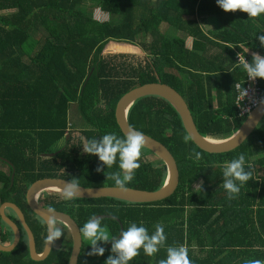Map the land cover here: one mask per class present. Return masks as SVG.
Masks as SVG:
<instances>
[{
	"label": "trees",
	"instance_id": "obj_1",
	"mask_svg": "<svg viewBox=\"0 0 264 264\" xmlns=\"http://www.w3.org/2000/svg\"><path fill=\"white\" fill-rule=\"evenodd\" d=\"M96 9L109 20H96ZM6 11L14 12L2 14ZM208 19L216 26L214 32L204 29ZM259 32H264V13L247 17L240 10L225 12L215 0H0V206L12 203L28 208V187L45 178L74 180L85 188L115 186L110 176L121 172L118 158L111 167L96 172L102 162L84 153L82 145L105 133L123 138L116 119L117 104L125 93L144 84L161 82L183 94L202 136L221 140L234 134L246 120L236 104L237 84L243 89L247 83L236 56L241 54L250 61L254 52L264 55L255 38ZM191 40L192 48L188 45ZM106 43L131 45L147 58L137 64L125 57H99L95 62L96 51ZM165 45L173 48L172 57L158 75L148 57ZM111 46L112 52L132 51L131 47ZM88 76L87 82L93 76L96 79L101 102L92 111L95 124L79 130L80 138L74 140L68 112L72 103L77 104ZM256 79L264 98V79ZM129 122L164 144L176 159L179 185L174 194L145 205L113 198L60 200L52 196L45 199L46 209L69 216L79 231L92 216L114 217L101 219V224L116 238L122 226L126 229L131 222L143 223L149 234L161 224L167 244L155 254L166 251L172 245L169 242L197 240L202 220L210 216V224L215 226L213 217L222 213L219 208L227 212L232 199L237 207L244 201L259 203L256 216L260 212L264 219V120L246 142L222 154L196 146L176 109L161 96L137 99ZM185 135L189 136L187 142ZM197 151L201 153L198 161L192 158ZM54 153L53 158L42 157ZM238 153L245 154L251 177L240 188V195L229 199L222 170ZM138 160L139 167L125 187L159 190L167 178L165 165L150 163L142 154ZM241 208L243 213L247 207ZM32 224L41 251L47 228L35 221ZM62 232L69 234L64 227ZM81 239L77 264H104L109 255H116L111 251L112 240L96 242L95 247L104 249L97 256L93 246L83 242L82 234ZM71 244L70 239L37 262L31 259L26 243H21L11 252L0 251V264H67ZM137 256L132 264L140 261L135 263Z\"/></svg>",
	"mask_w": 264,
	"mask_h": 264
},
{
	"label": "clouds",
	"instance_id": "obj_2",
	"mask_svg": "<svg viewBox=\"0 0 264 264\" xmlns=\"http://www.w3.org/2000/svg\"><path fill=\"white\" fill-rule=\"evenodd\" d=\"M215 4L225 12L240 10L247 13V17H257L264 13V0H215ZM258 33V32H257ZM255 34L260 47L264 48V32ZM239 56V55H238ZM246 77L249 80L256 78L264 79V55L253 53L250 61L239 58ZM246 89L243 88L242 95H246ZM185 142L189 136L183 137ZM145 144V137L142 132L129 128L123 138L115 133H105L101 137L90 138L82 145L84 153L95 155L101 164H97L95 171L101 172L113 165L118 158L120 173L112 172L111 180L119 190L125 189V184L130 182L135 174V169L139 167V156L142 146ZM194 160L201 158L200 152H195L192 157ZM247 169V170H246ZM223 188L229 199L239 193L240 188L250 179V165L246 166L245 154L238 153L237 156L226 162L222 170ZM196 187L200 188V185ZM80 191L78 184L72 180L64 183L63 197L71 199ZM47 235L45 237L48 243L54 242L62 235V229L56 226L55 219L52 216L46 221ZM80 232L88 245L93 246V253L97 256L102 255L104 249L95 247L97 241L112 240L111 251L116 253L115 257L109 255L104 264H128L133 257L138 255L142 249L146 256H153L161 247H164L165 235L163 226L156 224L154 231L150 234L143 223L139 225L131 222L126 229H122L119 238L111 235L106 226L101 224V218L92 216L84 222ZM92 254V253H90ZM159 264H190L187 256V250L183 245L168 246L166 248V257L159 261ZM243 264H262L258 259L245 260Z\"/></svg>",
	"mask_w": 264,
	"mask_h": 264
},
{
	"label": "water",
	"instance_id": "obj_3",
	"mask_svg": "<svg viewBox=\"0 0 264 264\" xmlns=\"http://www.w3.org/2000/svg\"><path fill=\"white\" fill-rule=\"evenodd\" d=\"M124 44V43H122ZM89 79V76L85 79V82L82 84V88ZM80 89V91L82 90ZM80 95V93H79ZM147 95H157L168 100L173 107L176 109V112L179 114L181 120H183L184 126L194 141V144L198 146L201 150L210 153V154H222L227 153L232 150H235L241 146L246 140L251 136V134L256 130L257 125L262 120L264 116V99L253 109V111L247 116L246 120L242 124L241 128L236 132L230 139L223 140L225 142L220 144H212L209 142L210 138H206L200 134L197 129V126L194 121V116L191 111V108L184 97L183 94L178 92L175 88L164 84V83H148L142 86L132 88L130 91L125 93L119 100L116 108V119L120 126L121 131L125 133L129 128H133L129 122V113L131 111L132 104L139 98ZM145 144L142 148L155 154L165 165L167 169V178L164 185L157 191H144L125 187L124 190H119L115 186H106L100 188H85L79 186V193L73 198L77 199H102V198H113L122 201H126L128 204L133 205H145L158 203L171 195L177 190L179 185V168L176 162V159L170 152V150L158 140L144 134ZM56 154L47 155L44 154V157H54ZM68 182L62 178H45L38 180L31 184L27 190L26 199L29 208L32 212L42 219L45 224L49 216H52L55 219V222H60L68 230L71 236V250L70 256L67 264H77L78 256L82 248V239L81 234L73 222V220L57 211L44 209L38 204V200L35 199L37 192H40L41 189L46 188H55L57 191L63 192L64 183ZM10 209L18 215L19 221L29 239V250L31 259L34 261H43L45 260L52 248L54 242H47L45 250L42 254L37 253L33 235L29 228L26 225L24 217L17 206L11 203H5L1 206L0 215L3 221L14 231L15 233V242L10 247H2L0 245V250L4 252L12 251L19 243L20 232L17 226L12 223L5 215L4 211ZM101 219L105 218H114L110 216L100 217ZM47 226V224H46ZM122 229L124 227L122 226Z\"/></svg>",
	"mask_w": 264,
	"mask_h": 264
},
{
	"label": "crops",
	"instance_id": "obj_4",
	"mask_svg": "<svg viewBox=\"0 0 264 264\" xmlns=\"http://www.w3.org/2000/svg\"><path fill=\"white\" fill-rule=\"evenodd\" d=\"M204 29L208 33L216 30V26L212 19H208L205 22ZM188 45L192 48V40L189 41ZM93 102H95V104H93ZM100 102L101 97L98 87L97 92H95L89 90L88 86L85 85L82 94L78 97L77 105L79 113L82 115L85 114V117L91 122L89 124H95L92 111L95 105ZM240 128L241 127H239L236 132H238ZM81 129L83 128L75 129L71 132L73 134L79 132ZM234 134H229L221 140H227V137L230 139ZM62 143L64 144V141L61 142V145H63ZM42 157L53 158L51 156L44 157V154ZM237 194L240 195V192ZM246 194H248V192H243V195ZM221 205H223V203ZM242 206L247 207L243 213L241 210ZM257 206H260L259 203L249 204L244 201L243 204L240 203L237 207L234 199H232L227 212H225L223 208H219L222 213L218 212L217 215L213 217L215 223L213 225L215 226L210 224V216L202 220L199 238L197 240L191 239L190 242L186 240L184 244H180V241L169 242L172 244L170 246L183 245L187 250L190 264H243L245 260L252 259H258L264 264V219L260 218V212L258 213L259 217L256 216ZM247 214L248 216H246ZM165 257L166 251L154 254L151 257L141 252L139 256H137L135 263H137L140 258L138 264H159V261ZM150 259H152L151 263H149ZM130 263L132 264L131 261Z\"/></svg>",
	"mask_w": 264,
	"mask_h": 264
},
{
	"label": "rangeland",
	"instance_id": "obj_5",
	"mask_svg": "<svg viewBox=\"0 0 264 264\" xmlns=\"http://www.w3.org/2000/svg\"><path fill=\"white\" fill-rule=\"evenodd\" d=\"M13 12L14 11H6V12H3L2 14H9V13H13ZM94 16L96 17V20H99L101 22H103V21L107 22L109 20V16L107 14H105V13H102L98 9L95 10ZM163 29H165V27ZM112 44L118 45L119 48L131 47L132 51H130V52H112V51H110V47H113V46H111ZM172 49H170L169 45H165L163 50L161 49V51H159L158 54L148 57L149 61L156 68L158 75H160L162 73L163 67L166 64V62H169V60L171 59L172 52H173ZM99 57L100 58L125 57L129 62H132L133 64L134 63L137 64L138 62H145L144 60H145V58H147V56L144 55L138 48L133 47V46L128 45V44H122V43L121 44H119V43H106V44H103L96 51V53L94 55V61L97 62ZM121 59H122V61L125 60L124 58H121ZM88 82L86 84L88 86V89L91 90V91L97 92V84H96V79L94 78V76ZM93 104H95V102H93ZM68 114H69V116H68L69 120H71L70 123L71 124L73 123V129H80V128L89 129V128H91V124H89L91 122H89V120L85 117V114H83L84 115L83 116L82 114L79 113L78 105L76 103H74V104L72 103L70 105ZM263 120H264V118L262 119V121ZM72 135L74 136V140L80 138L79 132H75ZM227 139H228V137H227ZM140 154L145 156L147 161L150 162V163L159 165L162 162L155 154H153L152 152L151 153L148 152V150H146L144 148H141ZM52 196L58 197L59 199L64 198L63 194H62V191L47 190V191H44V192L39 194V197L37 198L38 203L39 204L42 203V201L44 200L45 197H52ZM9 215L13 217L12 213H10ZM38 222H39L40 226H44V221L43 220H38ZM56 223H57L56 226L60 227L62 229V223H60V222H56ZM63 235L65 236L64 239H63L64 242L65 243L67 242V244H68L70 242V239H71L70 235L67 234V233H63ZM63 235H61L62 238H63ZM58 240H59V238H58ZM86 241L87 240L83 239V242H86ZM59 244H56L57 248H59V246H60Z\"/></svg>",
	"mask_w": 264,
	"mask_h": 264
},
{
	"label": "flooded vegetation",
	"instance_id": "obj_6",
	"mask_svg": "<svg viewBox=\"0 0 264 264\" xmlns=\"http://www.w3.org/2000/svg\"><path fill=\"white\" fill-rule=\"evenodd\" d=\"M33 184V183H32ZM31 186V185H30ZM29 186V187H30ZM1 183H0V189H1ZM28 187V188H29ZM28 190V189H27ZM26 194H27V192H26ZM39 197V196H38ZM54 197V196H53ZM47 197H45L44 198V200L42 201V203H38L41 207H43L44 209H46L45 207H44V205L46 204V201H45V199H46ZM60 200H64V198H62V199H60ZM12 204V203H11ZM26 204H27V199H26ZM2 206V205H1ZM1 206H0V209H1ZM16 206V205H15ZM27 207L28 208H24V209H21V208H18L19 210H20V212L22 213V215H23V217H24V220H25V222H26V225H27V227L29 228V230L31 231V233H32V235H33V238H34V242H35V247H36V251H37V253H39V254H42L43 252H44V250H45V247H46V245H47V241L45 242V244H44V246L42 247V249H41V251H38V244H37V239H36V233L33 231V222L35 221V222H37V224H38V226L39 227H41V228H43V227H45L46 226V224H45V222H44V226H40L39 225V222H38V220H42V219H40L38 216H36L33 212H32V210L29 208V206H28V204H27ZM10 209H7V210H5L4 211V215L12 222V223H14L16 226H17V228H18V230H19V232H20V240H19V243H18V245L13 249V250H15L21 243H26V246H28V250H29V239H28V236H27V234H26V232H25V229L23 228V226L21 225V223H20V221H19V218H18V215L15 213V212H13L12 210H10ZM12 213L13 214V217L12 216H10L9 214L10 213ZM74 222V221H73ZM56 225H57V223H56ZM63 224H62V231H63ZM46 228H47V226H46ZM67 230V229H66ZM68 231V230H67ZM63 233H65V232H62V235H63ZM64 235H63V238H62V236L59 238V240L57 241V242H55L54 241V243H53V248H56V249H58L57 247H56V244H59L60 246H62L63 244H64ZM14 242H15V233H14V231L3 221V219H2V217H1V215H0V245L2 246V247H10V246H12L13 244H14ZM59 246V247H60ZM52 248V249H53ZM12 250V251H13ZM1 251V250H0ZM1 252H4V251H1ZM11 252V251H10ZM51 252H52V250H51ZM50 252V253H51ZM29 255H30V250H29ZM50 255V254H49ZM31 257V256H30ZM1 258V257H0ZM48 258V257H47ZM46 258V259H47ZM44 261V260H43ZM37 262H42V261H37Z\"/></svg>",
	"mask_w": 264,
	"mask_h": 264
},
{
	"label": "built area",
	"instance_id": "obj_7",
	"mask_svg": "<svg viewBox=\"0 0 264 264\" xmlns=\"http://www.w3.org/2000/svg\"><path fill=\"white\" fill-rule=\"evenodd\" d=\"M239 55V56H238ZM236 56L238 62L239 58L245 59L241 54H238ZM247 61V60H246ZM240 63V62H239ZM246 95H242V88L240 84H237V90H238V95L236 96V104L239 107V114L240 116L246 117L253 111L255 107L264 99L261 97V94L259 92L258 88V81L257 79L255 80H249L247 79V83L245 86Z\"/></svg>",
	"mask_w": 264,
	"mask_h": 264
},
{
	"label": "bare ground",
	"instance_id": "obj_8",
	"mask_svg": "<svg viewBox=\"0 0 264 264\" xmlns=\"http://www.w3.org/2000/svg\"><path fill=\"white\" fill-rule=\"evenodd\" d=\"M210 143L212 144H220V143H223L225 141H222V140H215V139H210L209 140ZM47 190H53V191H57L58 189H55V188H46V189H41L40 192H37L36 195H35V199L38 198L39 194L44 192V191H47Z\"/></svg>",
	"mask_w": 264,
	"mask_h": 264
}]
</instances>
